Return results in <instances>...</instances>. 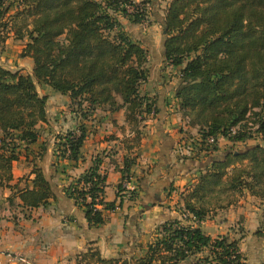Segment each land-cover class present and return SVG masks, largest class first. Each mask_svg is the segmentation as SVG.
<instances>
[{"label":"trees","instance_id":"1","mask_svg":"<svg viewBox=\"0 0 264 264\" xmlns=\"http://www.w3.org/2000/svg\"><path fill=\"white\" fill-rule=\"evenodd\" d=\"M146 1L0 0V44L11 36L23 43L21 58L30 74L0 65V188L15 190L21 207L33 210L55 200L40 167L46 144L39 128L48 124L46 95L37 87L66 96L81 123L54 135L52 156L78 162L88 139L84 120L123 111L130 139L119 170V201L106 202L101 159L63 187L89 228L105 222V212L121 206L120 192L136 163L135 150L145 122L157 113L155 101L140 93L148 79V51L122 28L146 20ZM168 66L178 68L175 99L182 119L196 132L193 161L208 162L182 195V220L159 225L145 252L129 260L105 259L96 248L76 257L78 264H245L238 240L211 238L199 223L215 209H227L248 193L264 201V0H170L161 22ZM115 123V121H113ZM212 138L213 142L207 140ZM219 139L229 149L219 153ZM258 140V141H257ZM248 142H251L248 144ZM38 147L37 151L32 146ZM244 146L240 150L239 146ZM239 150H234V149ZM21 149L32 179L12 185V165ZM55 160V161H56ZM29 179H26V181ZM136 193L129 192V199ZM198 226L185 224L189 220ZM200 256V257H198ZM261 264H264L261 263Z\"/></svg>","mask_w":264,"mask_h":264},{"label":"crops","instance_id":"2","mask_svg":"<svg viewBox=\"0 0 264 264\" xmlns=\"http://www.w3.org/2000/svg\"><path fill=\"white\" fill-rule=\"evenodd\" d=\"M163 16L164 14L159 16L158 25ZM139 37L140 40H134L148 51V79L140 87V93L155 101L157 113L145 122L144 137L135 150L137 160L130 169L128 187L120 192L121 206L113 212L104 213L103 225L89 228L83 213L74 206L72 200L65 197L63 187L83 174L95 159L100 158V170L107 176L104 200L119 201V170L127 151L123 149V145L120 148L121 140H117L118 137L105 141L99 128L109 122L111 125H123L119 121V116L123 117V111L112 117L98 116L97 131L89 133V151L87 139L80 150L81 159L78 162L57 161L52 156V143L49 149L51 163L39 164L53 186L56 199L50 200L44 207L33 210L22 208L15 190L0 188V264H78L76 257L90 247L96 248L105 259L129 260L131 256L139 257L145 252L147 243L151 241L153 232L159 225L183 219L181 197L196 182L202 163L193 160L182 163L177 158L181 151V143L178 144L181 140L179 130L185 121L176 112L177 100L173 83H169L166 76L173 70L178 74V68L164 65L165 70L160 71L159 67L166 64L163 63L165 59L162 44L160 49L154 43L150 47L143 43L144 37L141 34ZM20 53L21 46L16 47L10 36L4 44H0V65L5 67L3 63L6 62V66H12L5 68L20 69L23 73L30 74L33 63L29 58H21ZM48 104L49 100L47 107ZM116 116L118 123H113ZM45 125L50 126V123L42 124ZM110 143L113 144L112 147L109 146ZM111 148L114 149L110 151ZM30 171V163H13V180L10 184L18 185V189L24 188L26 182L30 185L33 177L29 175ZM133 190L136 198L131 200L129 192ZM185 224L198 226L191 219ZM199 228L211 238L227 235L230 239L238 240L245 264L264 262V201L244 193L236 204L227 209L211 211L199 223Z\"/></svg>","mask_w":264,"mask_h":264},{"label":"rangeland","instance_id":"3","mask_svg":"<svg viewBox=\"0 0 264 264\" xmlns=\"http://www.w3.org/2000/svg\"><path fill=\"white\" fill-rule=\"evenodd\" d=\"M141 1V0H136ZM146 3V20L142 23V24H131L129 21H127L124 18L119 17V21L121 23L122 28L131 36V38L134 39H139L140 37L139 35H142V38L144 39L143 43L144 44H148L151 47V44H156L157 49L161 48V44H162V31H161V27H159V25L157 24V21L159 20V16L161 17V14L165 13V7L166 4H168L169 0H145ZM138 27V29L136 28ZM137 29V30H136ZM137 37V38H136ZM141 38V39H142ZM15 42V46H21V50L23 48V43L18 42V41H14ZM17 43V44H16ZM4 48V47H3ZM20 49V48H19ZM4 50V49H3ZM2 50V51H3ZM21 54V53H20ZM2 63V62H1ZM5 63V64H4ZM3 65H5V67H9L12 65H7L6 66V62H4ZM166 63V62H163ZM167 64H162V66L159 67L160 71H164ZM7 67V68H8ZM168 67V65H167ZM12 71L16 70V69H11ZM170 70V69H169ZM155 74V72H154ZM177 72L176 71H169L167 74V78L166 77H162L163 79H167L169 81V83H173L172 88L176 89L179 81H178V76H177ZM167 83V85L169 84ZM37 91L40 95L46 94V96L48 97L49 100V104L47 108V111L50 110V113H48L49 116V125H45L42 126L41 128H39V134H40V142H44L47 143L46 146V153L44 155V157L42 158V161L40 163H51L52 159L50 156L49 149L50 146L53 143L54 140V135H56L59 132H64L67 129H71L73 128V126H78L81 123V120L77 119V116H75L74 114H72L71 112V105H70V101L66 96H61L58 93H55L53 91H51L48 87H37ZM177 108H176V112H178L181 116V113L179 111L178 108V103H176ZM174 109V106L172 107ZM100 116V114H98ZM103 117V116H101ZM117 119L115 120V122L118 123V116H116ZM98 118V116H97ZM97 118H93V119H87L84 120V123H86L87 126V130L89 131V127L90 130L93 132L97 131V125L98 123H96ZM119 121L120 123H123V125L120 126V124H114L111 125V122L106 123V125L101 126L100 129V133H103L104 135V139L105 141L107 140H111V139H115V137L117 138V140H121L122 143L124 144V140H129V137H132V135L130 136L131 133H129V129L128 127H126V125L124 124L123 121V117L119 116ZM121 127V128H120ZM145 128V127H144ZM144 128H142V139L144 137ZM89 134V133H88ZM179 134L181 135V140L179 141L178 144H180L181 147V151L183 154H178V159L182 160V163H186V161H192V157L195 154L196 150H192V152H184V149L187 150L189 148V146L193 148V140L196 136V132L189 128L187 124H184V126H182L179 130ZM89 136V135H88ZM193 139V140H192ZM119 140V141H120ZM119 141H117L119 143ZM142 141V140H141ZM258 141V140H257ZM184 142V143H182ZM195 142V141H194ZM219 153L223 152L224 150L229 149V144L228 141L225 139H219ZM196 143V142H195ZM251 142H248V144ZM261 144H263V142H260ZM123 144H119L120 148H122ZM117 145V144H115ZM109 146H113L112 143H110ZM196 146V145H195ZM38 147L36 146H32V150L37 151ZM87 149L89 151V137H88V145H87ZM111 148L110 151H112ZM239 149L242 150L244 149V146L240 145ZM239 149H234V150H239ZM210 156H207L205 159L203 156H201L202 161H195L197 163H207ZM33 158V155H29V157L27 158L26 152L24 151V149H21L20 155H19V159L17 162L15 163H30V160ZM50 158V159H49ZM49 159V161H48ZM36 220H33V222H35ZM73 258V257H71ZM23 260V259H22ZM27 264V263H24Z\"/></svg>","mask_w":264,"mask_h":264},{"label":"built area","instance_id":"4","mask_svg":"<svg viewBox=\"0 0 264 264\" xmlns=\"http://www.w3.org/2000/svg\"><path fill=\"white\" fill-rule=\"evenodd\" d=\"M207 142L208 143H212L213 142V139L210 138V139L207 140ZM182 143H184V142H182ZM192 143H194L193 146L196 144L194 141ZM192 150H193L192 146L191 147L189 146V148L187 150L184 149V152H186V153L187 152H192ZM180 154H183L182 151H180ZM127 187H128V183L123 184V188L124 189H127ZM183 217L185 218L186 216L184 215Z\"/></svg>","mask_w":264,"mask_h":264},{"label":"water","instance_id":"5","mask_svg":"<svg viewBox=\"0 0 264 264\" xmlns=\"http://www.w3.org/2000/svg\"><path fill=\"white\" fill-rule=\"evenodd\" d=\"M205 164H206V163H204V164H203V163H202V164H200V167H201V168H202V167H204V166H205Z\"/></svg>","mask_w":264,"mask_h":264}]
</instances>
